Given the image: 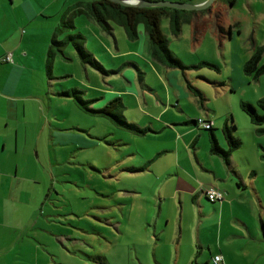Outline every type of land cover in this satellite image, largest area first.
<instances>
[{
	"label": "crops",
	"instance_id": "0c3cea01",
	"mask_svg": "<svg viewBox=\"0 0 264 264\" xmlns=\"http://www.w3.org/2000/svg\"><path fill=\"white\" fill-rule=\"evenodd\" d=\"M95 1L0 0V264H65L63 260H58L46 244L48 239H41L44 232L42 228L48 229L47 225H41L42 220L44 217L48 219L50 215L48 216L43 208L33 174L25 169L27 143L35 138L31 134L35 132V125L27 119L31 112L28 110V104L38 103V110L41 109V113L48 117L42 123L40 132L51 129L50 117L55 115L51 94L45 90V69L49 80H54L53 68L57 58L64 59L63 62L76 63L77 66L80 62L86 72L89 66L81 61L73 47L74 53L71 49L70 55L66 53L71 44H67L62 54L55 55L50 60L49 53L55 33L69 21L73 27L58 32L56 38L59 41H67L70 36H80L85 48L97 61L105 67L108 63L111 67L119 68L118 72L112 71L113 74H118L121 78L123 73L120 59L121 55L123 56L121 42H124L130 55L141 57L150 68L155 67L161 77L158 79L159 84L153 88L148 78L143 77L141 64L132 62L130 64L138 71L139 85L134 89H126L125 86L134 84V80L122 76L127 82L126 85H123L121 90L111 92L119 96L109 100L110 103L121 98L126 107L124 114L127 120L129 117L126 112L134 113L136 110L147 111L146 116L151 120L145 124L142 120L137 121L139 127L148 128L150 132L144 136L137 135L141 141H138L137 153L140 154V159L137 160L136 166L128 168L121 164V167H125L124 172L142 173L141 177L147 181V186H140V189L137 186L129 188L130 192L135 194V199L145 196V200L142 201L143 206L135 207V211L138 209L143 215H137L138 218L136 215L132 218L130 216L128 220L133 219L141 227L147 241L156 243V247L163 245L168 239L171 240L169 244H177L180 251L178 257H174L176 264H213V259L217 256L222 257L221 264H243L241 255L231 252V242L223 236L225 225L238 231L247 245L257 247L252 248L253 251L245 252L246 258L264 259V196L252 163L247 158L239 159L235 152L228 163L222 157L212 155L211 132L188 123L197 118L211 121L215 137L226 149L223 128L226 125L236 127L235 122H231L229 118L230 114L222 125H217L210 115L212 111L207 107V100L202 104L194 92L191 95L175 92L173 88L176 86L174 80L178 78L177 72L171 76L169 68L162 64L163 68L154 65L144 30L139 29L138 38L132 41L126 33L122 37L118 36L116 26L112 34H107L89 15L75 12V9H84ZM166 1L201 4L207 0ZM219 8L218 4L214 10L211 7V14L196 15L190 23H184L191 26L194 44L201 42L202 36L207 32L208 19L212 18ZM89 21L98 25V28L94 29L98 39L94 40L99 49L89 47V43L85 42L88 37L84 32L74 34L71 31L81 30L80 23L87 24L81 26L84 29L90 28L92 25ZM223 27L231 29V33L228 36H219L214 25L218 40L224 41L226 37L229 41L232 40L233 27L229 22ZM62 35H66V38L61 39ZM166 35L170 38L168 33ZM99 52H102V56H99ZM8 55H11L10 62L5 60ZM242 59L247 60V55H243ZM162 72H168L167 81L162 80ZM69 76L66 74V77ZM88 79L90 80V74ZM106 81L111 83L110 80ZM161 88L164 89V94H160ZM82 91L85 94V91ZM63 93L59 95L73 98ZM183 101L187 103L182 104ZM92 102L94 103V100ZM189 106L193 111L188 109ZM78 107L84 111L79 105ZM231 118L233 120L232 116ZM219 128L222 132L217 133ZM236 131L237 128L235 133ZM148 143L152 144L153 150L152 147L149 148ZM210 187L225 192V200L211 203L206 196V190ZM204 201L213 206L206 205ZM188 207L198 212L186 221L185 212ZM123 211L125 209L121 208L120 212ZM256 211H260L258 220L255 217ZM249 212L252 213L253 220L249 217ZM169 213H173L172 219L168 216ZM120 219L119 217L117 222L119 232L122 227ZM213 219L216 222L211 231L217 236L215 241L210 243L203 238V234L208 233ZM66 237L60 236L64 241L67 240ZM197 247L202 248L201 254H196Z\"/></svg>",
	"mask_w": 264,
	"mask_h": 264
},
{
	"label": "rangeland",
	"instance_id": "374dc122",
	"mask_svg": "<svg viewBox=\"0 0 264 264\" xmlns=\"http://www.w3.org/2000/svg\"><path fill=\"white\" fill-rule=\"evenodd\" d=\"M227 2L229 5L221 9V17L208 19L207 32L199 44L192 42L191 26L185 24L180 38H176L169 34V20L163 19L162 29L169 34L170 50L188 67L185 71L169 68V72L171 76L175 75L174 72L178 75L174 80L175 92L191 95L189 85H192L204 94L207 107L212 111L210 115L217 125H222L230 114L229 118L231 122H235L237 128L235 136L243 143L241 148L235 151L236 157L250 160L264 196V133L261 131L264 130V124L259 127L253 125L240 106L242 102L256 105L258 100L264 98V75L255 80L244 73V64L253 56L255 48L264 46V0H236L234 4ZM216 3L212 10L215 9ZM228 22L233 27V39L229 41L226 37L224 41L218 40L214 25L223 27ZM90 23L92 26L88 29L81 27L87 24L80 23L83 30L71 31L74 34L84 32L88 37L85 42L89 43V47L99 49L94 40L97 38L94 29H97L98 25ZM139 29L144 30V27L141 25ZM115 30L118 36L125 35L122 27L116 26ZM65 38L66 35L61 36V39ZM77 41L84 44L81 39ZM70 47L66 50L67 54L71 51L74 53L72 44ZM121 47V78L112 73L118 72L119 68L111 67L108 63L106 67L102 65L110 72L109 75L100 73L90 65L87 66L86 72L80 62L77 66L76 63L63 62L64 59L59 58L53 68L54 80H49L45 69V90L51 94L55 114L50 117L51 129L39 131L48 117L41 113V109L38 110V103L28 104V110L31 112L27 119L35 125V132L31 133L35 138L27 143L25 171L33 174L43 208L46 214L50 215L48 219L44 217L42 220L41 225H47L48 229L42 228L44 232L41 239H48L46 244L58 260H63L65 264H176L174 257L179 255L180 249L177 244H169L170 239L156 247V243L147 241L141 227L133 219L128 220L130 216L132 218L136 215L138 218L137 215L141 213L138 209L135 211V207L143 206L142 201L145 200V196L135 199V194H132L129 188L147 186V181L141 177L142 173L124 172L125 167H121V164L128 168L136 166L137 160L140 159L137 148L141 138L117 127L109 118L91 113L104 108L111 98L119 96L111 92L121 90L123 85H126L127 82L122 76L134 80V84L125 86L126 89H134L139 85L138 71L130 64L132 62L141 64L143 77L148 78L152 87L160 82V75L155 67L150 68L141 57L130 55L124 42H121ZM101 53L99 52V56H102ZM243 55H247L248 59L243 61ZM262 61L264 63V56ZM206 62L218 66L219 71L206 66ZM154 65L162 67L157 61ZM66 74L70 76L66 77ZM161 74L162 80L167 81L168 72ZM75 88L85 91V100H94L90 111L81 110L74 98L59 95ZM164 93L161 88L160 94ZM188 109L193 111L190 106ZM146 114L148 112L144 110L126 112L129 117L127 121L137 124L138 120H142L145 124L151 121ZM219 132H222L221 128L217 130V133ZM148 146L151 148L152 144L148 143ZM140 150L142 152V149ZM204 203L213 206L206 201ZM121 208L125 209L123 213L120 212ZM197 212L188 207L185 220L193 218ZM259 213L260 211H256V219ZM162 215L166 217L164 213ZM172 215L173 213L168 214L171 219ZM248 215L253 220L252 213L249 212ZM119 217L122 222L121 232L117 227ZM215 222L214 219L211 220L210 230L203 234V238L210 243H213L217 236L211 231ZM222 231L223 236L231 242V252L240 254L243 264H264V259L255 260L244 256L245 252L253 251L252 248L257 247L247 245L238 231L228 228L227 225ZM61 235H66L67 240H62ZM154 240L156 241L155 238ZM224 248L228 249L225 246ZM184 250L183 245V253ZM201 253L202 248L197 247L196 254Z\"/></svg>",
	"mask_w": 264,
	"mask_h": 264
},
{
	"label": "trees",
	"instance_id": "16d2710c",
	"mask_svg": "<svg viewBox=\"0 0 264 264\" xmlns=\"http://www.w3.org/2000/svg\"><path fill=\"white\" fill-rule=\"evenodd\" d=\"M235 1H233V4ZM75 12H83L89 15L107 34L113 33L114 26L122 27L128 39L132 41L138 38L139 27L142 25L144 27L146 37L149 41L152 58L167 68L180 69L182 71H185L188 69V67L185 66L183 62L178 59L170 50V41L166 35V32H164V30L162 29V21L163 19H168L169 34L175 37H179L182 33V27L184 23H190L196 15L206 16L208 14H211V8L203 11H184L162 7L139 8L134 6L121 5L109 0H96L95 2L86 5L84 9H75ZM219 16L220 14L216 16V18H218ZM72 27L73 24L69 21L67 23H64L61 26V29H58V31L55 33V37L53 38L52 47L49 53L50 60H52L55 55L62 54L67 44H72L84 64L90 65L103 74L108 73V71L104 69V66L96 60L94 55L85 48L84 44L77 41V39H81L80 36H70L67 41H59L56 38V34L58 32H62L65 29H69ZM217 30L219 36H228V34L231 33V29L226 30L225 27H217ZM263 56L264 46L256 47L253 56L244 64V73L247 76L258 80L261 76L264 75V63L262 61ZM204 64L219 71V68L216 65H212L207 62ZM189 88L192 90V92H194L195 96L200 99L201 103L204 104V102L207 100L204 94L192 85H189ZM63 94L72 96L82 109L90 111V105L93 104V102L92 100H85L83 98L84 92L82 90L75 89L71 92H66ZM240 106L243 112L250 118L253 125L259 127L264 124V98L258 100L256 105H253L249 102H242ZM125 108L126 107L121 98H117L111 101L104 108L91 111V113L95 115L98 114L105 116L109 118L117 127L122 128L126 131H130L135 135L144 136L148 134L150 132V129L141 128L137 124L129 123L127 121L124 114ZM188 123L193 124L198 129L211 132V154L222 157L227 163L230 162L233 153L239 150L243 144L242 140L235 136V126L230 127L226 125L223 128V135L227 143V148L225 149L220 145L219 140L215 137L213 124L211 121L205 120L203 118H197L195 120L189 121ZM203 124H211L210 129H205ZM257 131L259 133V129H257ZM261 131L264 133V130ZM217 190L222 192L226 197L225 192L220 189Z\"/></svg>",
	"mask_w": 264,
	"mask_h": 264
},
{
	"label": "water",
	"instance_id": "95a60500",
	"mask_svg": "<svg viewBox=\"0 0 264 264\" xmlns=\"http://www.w3.org/2000/svg\"><path fill=\"white\" fill-rule=\"evenodd\" d=\"M114 3H118L125 6H134L139 8H172L184 11H203L211 8L218 0H207L201 4L182 3V2H170L166 0H109ZM228 194V193H227Z\"/></svg>",
	"mask_w": 264,
	"mask_h": 264
},
{
	"label": "built area",
	"instance_id": "2783aa9c",
	"mask_svg": "<svg viewBox=\"0 0 264 264\" xmlns=\"http://www.w3.org/2000/svg\"><path fill=\"white\" fill-rule=\"evenodd\" d=\"M6 60L11 61V55H8L6 57ZM203 126L205 129H210L211 124H203ZM206 196H207L208 200H210L211 202H223L225 200L224 194L215 188H211V189L207 190ZM214 262H215V264H221L222 257H220V256L215 257Z\"/></svg>",
	"mask_w": 264,
	"mask_h": 264
},
{
	"label": "flooded vegetation",
	"instance_id": "af4514ba",
	"mask_svg": "<svg viewBox=\"0 0 264 264\" xmlns=\"http://www.w3.org/2000/svg\"><path fill=\"white\" fill-rule=\"evenodd\" d=\"M227 1H230V3L232 2V4H233V1H235V0H221L218 4H219V9L220 10H218V11H216V13H214L213 14V16L214 17H216V16H218L220 13H221V9L224 7V8H226L228 5H229V3L227 2ZM217 4V3H216ZM217 4V5H218Z\"/></svg>",
	"mask_w": 264,
	"mask_h": 264
}]
</instances>
